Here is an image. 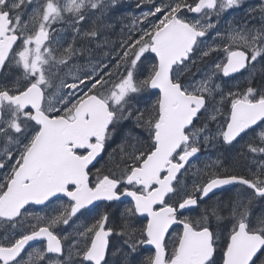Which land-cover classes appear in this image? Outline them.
Listing matches in <instances>:
<instances>
[{"label":"snow or ice","instance_id":"1","mask_svg":"<svg viewBox=\"0 0 264 264\" xmlns=\"http://www.w3.org/2000/svg\"><path fill=\"white\" fill-rule=\"evenodd\" d=\"M0 264H264V0H0Z\"/></svg>","mask_w":264,"mask_h":264},{"label":"flooded vegetation","instance_id":"2","mask_svg":"<svg viewBox=\"0 0 264 264\" xmlns=\"http://www.w3.org/2000/svg\"><path fill=\"white\" fill-rule=\"evenodd\" d=\"M253 2H255V0H253Z\"/></svg>","mask_w":264,"mask_h":264}]
</instances>
